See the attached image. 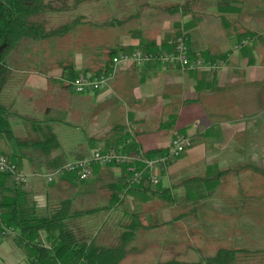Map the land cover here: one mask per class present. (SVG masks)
Returning <instances> with one entry per match:
<instances>
[{
	"label": "crops",
	"instance_id": "0c3cea01",
	"mask_svg": "<svg viewBox=\"0 0 264 264\" xmlns=\"http://www.w3.org/2000/svg\"><path fill=\"white\" fill-rule=\"evenodd\" d=\"M43 1L52 2L53 8L39 10L34 19L46 29L84 16L79 13L78 0ZM93 3L96 7L109 4ZM124 4L110 13L136 7L146 12L160 9L157 0ZM171 4H185L183 12L175 14L176 27H156L155 35L149 27H74L64 35L33 42L23 39L15 51L30 46L35 54L6 59L11 73L0 99L13 113V129L30 136V127L19 120L38 119L33 113L39 110L44 116L38 120L49 119L57 133L60 147L52 152L54 158L74 160L93 149L118 147L129 139L152 157L164 153L175 135L193 139L187 151L159 171L157 185L144 182L125 189L121 167L100 166L83 182L71 175L50 185L38 177L30 179L33 198L42 211L54 208L65 197L72 200L73 210L102 208L76 223L102 242L114 241L126 225L148 226L136 228L121 264L129 256L159 253L167 260L177 253L189 254L192 246L187 244L193 237L217 239L227 234L240 239L241 222L233 217V209L240 204L237 193L241 183H264V0H182ZM182 32L187 34L192 54L199 53L220 68L183 71L174 62L125 65L117 69L106 88L80 93L72 103L38 102L47 101L49 91L56 92L53 80L67 75L65 67L98 72L109 51L143 48L152 41L155 47H163L166 40ZM241 41L245 44L235 49ZM43 64L50 66H38ZM68 126L84 134L71 146L66 138L59 139ZM5 149L0 140V150ZM20 166L27 173L34 168L25 156ZM211 218H225V224L231 225L212 230ZM5 234V238L0 234V264H29V253L13 243L11 234ZM40 237L45 240V233L40 232ZM199 248L195 250L200 255L207 254Z\"/></svg>",
	"mask_w": 264,
	"mask_h": 264
},
{
	"label": "trees",
	"instance_id": "16d2710c",
	"mask_svg": "<svg viewBox=\"0 0 264 264\" xmlns=\"http://www.w3.org/2000/svg\"><path fill=\"white\" fill-rule=\"evenodd\" d=\"M142 1L147 3L150 0H134L132 3L139 5ZM184 7L185 4H170L169 6H161V12H167V14L170 13V16H174L177 12H183ZM51 8H53L52 2L44 3L43 0H0V96L11 73L6 59L20 41L26 39L33 42L56 35H64L84 22L82 21L84 16L81 15L56 27L46 29L42 22L34 19V16L39 10ZM141 11V7L138 9L136 7V10H123L122 13L120 12L121 14L112 12L111 17L105 19L100 25L105 27H127L129 21H132V24L141 16L143 13ZM90 24L94 26L96 23L93 21ZM180 34L186 36L188 45L187 34L182 32L176 36ZM154 45V41L145 43L142 45V49L146 51H163L170 48L167 43L163 47H155ZM23 48L25 46L17 50ZM150 48H154V50ZM188 50L191 57L201 56L199 53L192 54L189 45ZM116 53L115 51H109L106 54V61L99 71L106 69L108 61ZM63 69H68V71L66 76L60 77L62 82H68L77 75L69 67ZM86 71L88 70L83 69L82 72ZM12 116L13 113L10 107L0 99V140H3L8 149L0 150V155H4L22 171L24 170L20 163L25 156L28 162L34 165V168L32 172H26L27 178L24 182L15 181L10 173L0 172L1 233L11 234L14 238L13 243L29 253L27 255L29 264H121V261L130 251L129 245L136 228L148 226L139 223L126 225L122 231L115 235L114 241L105 243L98 239V235H88L86 231H83L82 226L76 224L79 219L99 212L103 210L102 208L73 210L72 200L65 197L54 208L42 211L36 199L33 198V192L29 187L30 179L38 177L46 185L54 184L71 174L60 176L52 182H47L45 175L68 161L54 158L51 155L52 152L59 149L60 143L49 119L38 120L22 117L25 125H28L31 131L30 136H23L13 129ZM120 146L110 149H118ZM136 148L140 147L132 142L127 150L130 152ZM15 149H18L19 152H15ZM89 155L90 153L84 157ZM144 155L151 157L145 153ZM121 168L124 171L122 177L124 182L127 171L125 167ZM71 176L76 179L74 175ZM76 180L83 182L86 179ZM144 182L130 187H127L124 183V186L125 189H130L141 186ZM40 232L45 233V240L41 239ZM252 261H255L256 264H264V249L218 248L211 255L201 256L196 261L170 258L152 264H251Z\"/></svg>",
	"mask_w": 264,
	"mask_h": 264
},
{
	"label": "rangeland",
	"instance_id": "374dc122",
	"mask_svg": "<svg viewBox=\"0 0 264 264\" xmlns=\"http://www.w3.org/2000/svg\"><path fill=\"white\" fill-rule=\"evenodd\" d=\"M93 1L94 0H79V5H78L79 6V13L84 15V18L82 19V21H84V22L79 24L78 27H105V26H101L100 23L103 22L105 19L111 17L110 11H111V9H113V7L121 8V5H123L124 3H127V4L130 3L129 5H131V6L134 5V3H132L134 0H127L125 2L119 1V0H100V3L109 2V4L105 5V6H101V7H98V6L96 7L94 5ZM181 1L182 0H160V1H158L159 5H160L159 10H156V11L155 10H153V11L148 10L146 12V9L144 8L142 10L143 11L142 15L139 18H137L134 21V23H132V24H131L132 21H129L127 23V27H149L150 30H151V28H153L152 33H151L152 35H155V32L158 30V29H156V27H165V26L166 27H176V23H175V21H176L175 16L176 15L170 16V13L167 14V12H165V13L161 12V6H163V7L169 6L173 2H181ZM132 9H134V8H132ZM147 13L148 14L151 13V15H148ZM176 14L179 16V12H177ZM93 21H95V23H96L94 26H92L90 24ZM84 31H85V29H84ZM83 34H85V32ZM164 35H166V33H164ZM175 36H172L168 40H166V43L168 44V46H169L170 42H172L174 40ZM64 48H65L64 49L65 52L67 53V47H64ZM140 50H144V49L140 48ZM25 54L34 55L35 52L33 51V48H31L29 46L27 48L25 47V48L20 49V50H16V51L13 50L11 53L8 54V56L11 58V56H13V55L15 56V55H25ZM64 56L65 55H63V57ZM38 66L47 67L50 65L49 64H43V65H38ZM26 67L27 68L31 67V65H27ZM218 68H220V64H219ZM82 71L83 70H81L79 72L77 71L75 73L78 74ZM50 81H52V80H49V84L52 83ZM53 81H55V83H57L56 84L57 85L56 92L54 91V93H49L50 92L49 91L46 94V95H48L47 101L40 99V100H38V102L40 104L43 102L44 103L45 102L58 103V104H63L65 102H71L72 103V101H75L74 97L78 96L80 94V93L75 92L72 89V87L70 85H68L67 81L62 82V81L57 80V79L53 80ZM43 92L44 91H42V93ZM36 95L37 96L41 95V90L39 92H37ZM33 116H35L38 119H42L44 114L43 113L41 114L40 111L38 110V111H35L33 113ZM19 121H20L21 125H25V123L22 119ZM81 136H84L82 131L76 132L75 129L68 126L64 129H62V131L59 135V139L65 140V138H66L68 141V145L71 146ZM131 144H132V140H130V139L127 140L124 144H122L123 150L127 151V148L130 147ZM70 148H72V147H70ZM71 158H75V155H73ZM177 158H175V159H177ZM70 161H72V160H70ZM169 165H167L162 170L166 169ZM159 171H161V170H159ZM159 171L157 173L158 179H159ZM261 180H264V178L261 177ZM165 184H166V179L163 178L162 185H165ZM241 186H242L241 191L239 193H237V195H238L237 201L240 204H238L237 209H233L234 214H235V215H233V217L235 218V220H239L241 222V226H240L241 228H240V233H239L240 239L228 238L227 234H225L224 238H217V239L208 238V239L198 240V239H194V237H193L191 240V243L187 244V245L192 246L188 250L189 254L177 253L173 257L170 256V258H176V259L184 260V261L199 260L201 258V256H205V255H200V253L198 252L199 250L196 251L195 247H200L199 248L200 251L206 252L207 253L206 255H211L218 248L264 249V183H262V181L260 182V181L256 180V185H252V184L247 185V183H246L245 186H243V183H241ZM247 202H249V204ZM251 203H254V204H251ZM210 221L212 223L209 226H210V229H212V230H214L215 226H220V225L225 226V225L229 224V223L225 224V222L227 221V219H225V218H211ZM229 225H231V224H229ZM235 226H237V224H235ZM235 230H236V227L234 228V231ZM0 234L2 235L3 238H5L7 236V234H3V233H1V231H0ZM179 246H182L180 248V250H182V248H184L183 244H181ZM185 249H188V248L185 247ZM180 250H177V251H180ZM162 257L163 258H161L159 253L157 255H152V256L149 254H143L140 256H129L125 260L124 264H152V263L157 262L159 260L160 261L166 260L165 257L167 258V256H163V255H162ZM251 264H256V262L252 261Z\"/></svg>",
	"mask_w": 264,
	"mask_h": 264
},
{
	"label": "built area",
	"instance_id": "2783aa9c",
	"mask_svg": "<svg viewBox=\"0 0 264 264\" xmlns=\"http://www.w3.org/2000/svg\"><path fill=\"white\" fill-rule=\"evenodd\" d=\"M244 44L245 42L241 41L235 49ZM169 47L168 50L163 51L134 49L116 53L108 61L105 70L96 74L91 71L81 72L70 79L68 84L77 93L96 92L109 85L117 69L121 66L141 65L147 62H174L184 71L215 70L219 67V64L208 62L201 56L191 57L187 38L183 34L176 36L170 42ZM192 145L193 140L190 136L179 134L171 139L170 145L164 153L150 158L146 157L140 148L128 152L123 150V145L118 149H94L89 156L68 161L48 172L45 178L47 182H52L60 176L71 174L82 181L90 176L93 166L98 165L125 167L127 176L124 179V183L127 187L140 185L144 181L151 185H157L159 182L158 171L165 168ZM0 172L10 173L17 182H24L27 178V173L19 169L15 163L4 155H0Z\"/></svg>",
	"mask_w": 264,
	"mask_h": 264
}]
</instances>
